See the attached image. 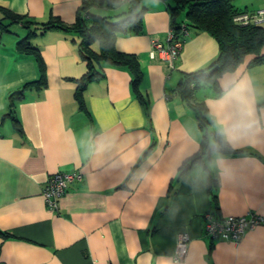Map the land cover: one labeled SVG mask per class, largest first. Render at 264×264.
Instances as JSON below:
<instances>
[{"label":"crops","instance_id":"crops-1","mask_svg":"<svg viewBox=\"0 0 264 264\" xmlns=\"http://www.w3.org/2000/svg\"><path fill=\"white\" fill-rule=\"evenodd\" d=\"M84 1L92 0H0V8L40 22L56 16L72 24ZM171 2L140 0V31L116 34V50L138 61L140 94L133 91L127 67L102 62L103 76L83 93L84 110L73 96L86 71L77 39L57 29L33 36L45 83L23 88L39 77L36 59L16 49L28 29L10 24L0 10L7 25L0 26L1 262L264 264V224L235 244L210 238L203 229L207 211L264 217V63L250 65L247 55L215 87L193 91L208 130L230 149L206 150L195 109L175 89L185 73L207 67L218 46L206 32L190 30L170 69L152 41L167 44ZM232 2L241 12L264 7V0ZM89 10L118 20L127 15L128 4H90ZM176 19L186 21L184 12ZM241 100L253 113L250 120L238 111ZM225 105L234 118L222 128L216 113ZM217 139L210 135L206 146ZM198 153V161L180 175L183 161ZM72 171L82 174L81 181L68 183L57 207L50 208L42 194L48 178ZM180 232L189 242L185 258L176 263Z\"/></svg>","mask_w":264,"mask_h":264},{"label":"trees","instance_id":"trees-1","mask_svg":"<svg viewBox=\"0 0 264 264\" xmlns=\"http://www.w3.org/2000/svg\"><path fill=\"white\" fill-rule=\"evenodd\" d=\"M168 4L171 18V28L174 34L181 36L182 27L188 30L206 32L215 39L218 46L216 58L205 68L185 73L178 83L175 92L180 94L188 104L192 105L197 114L200 127L203 130V143L206 150L227 152L230 150L223 142L217 139L216 132L208 130V121L205 117L204 107L195 104L193 91L202 85L209 84L215 87L217 78L226 71L235 69L242 63L247 55H252L249 64L264 63V26L262 24L242 25L233 20L235 13H239L232 0H172ZM113 0H95L90 4L111 6L117 4ZM88 1L80 7L74 23L65 24L56 16H50L46 21L40 22L28 16L14 14L0 8L5 18L12 23H20L28 29L27 34L16 42L18 52L33 56L38 64L39 77L34 82L27 83L23 88L36 87L45 83L44 64L39 54V48L33 45L31 38L36 34H45L47 31L57 29L77 39V50L86 63L85 73L76 80L73 92L74 99L80 110L85 109L83 93L89 83L97 81L103 76L102 62L117 67H127L131 72V83L135 94H140L138 84L141 76L140 66L135 55L116 50L114 41L117 32L130 30L140 31L143 8L140 0H132L128 4L127 15L118 20L100 16L89 10ZM125 4V3H124ZM184 12L186 21H177V16ZM3 19V18H2ZM2 30H7V25L2 24ZM186 39V38H185ZM184 39V40H185ZM35 85V86H34ZM37 88V87H36ZM23 89L18 91L23 94ZM17 93L11 95V99ZM12 102V101H11ZM13 115V107H11ZM217 139L216 143L206 146L209 136ZM205 150V151H206ZM202 152V151H201ZM199 153L183 161L180 166V175L183 174L194 162L198 161Z\"/></svg>","mask_w":264,"mask_h":264},{"label":"built area","instance_id":"built-area-1","mask_svg":"<svg viewBox=\"0 0 264 264\" xmlns=\"http://www.w3.org/2000/svg\"><path fill=\"white\" fill-rule=\"evenodd\" d=\"M119 3L129 4L132 0H113ZM233 20L242 25L264 23V7L253 12L235 13ZM188 34V30L182 27L181 36L177 37L170 27L168 31L167 44L163 45L159 41H152L153 51L162 53L164 58L168 60L170 69H173V63L178 58L182 48L184 39ZM153 51L151 55L153 56ZM82 174L79 171L72 172H56L48 178L42 194L52 209L57 207V200L67 190L68 183L73 181H81ZM204 218V234L210 238H221L232 243H238L245 232L264 224V217L257 212L250 211L241 216L219 217L211 211L203 214ZM189 235L186 232H180L177 235L175 252L173 255L174 262H181L187 253ZM0 264H6L0 261Z\"/></svg>","mask_w":264,"mask_h":264},{"label":"clouds","instance_id":"clouds-1","mask_svg":"<svg viewBox=\"0 0 264 264\" xmlns=\"http://www.w3.org/2000/svg\"><path fill=\"white\" fill-rule=\"evenodd\" d=\"M238 111L242 117L248 118L249 120L253 115L250 107L247 104H245L243 100L240 101V107ZM216 117L221 127L226 128L229 122L233 120L234 113L229 111L227 106L225 105L220 110L217 111Z\"/></svg>","mask_w":264,"mask_h":264}]
</instances>
